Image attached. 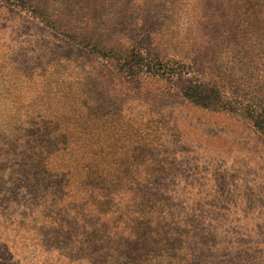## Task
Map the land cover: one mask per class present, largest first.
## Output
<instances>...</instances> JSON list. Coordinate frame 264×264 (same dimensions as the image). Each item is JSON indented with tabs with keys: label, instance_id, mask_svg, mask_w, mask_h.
Here are the masks:
<instances>
[{
	"label": "rangeland",
	"instance_id": "1",
	"mask_svg": "<svg viewBox=\"0 0 264 264\" xmlns=\"http://www.w3.org/2000/svg\"><path fill=\"white\" fill-rule=\"evenodd\" d=\"M128 46L141 54L132 72ZM148 56L194 64L225 100L188 101ZM78 81L93 95L91 135L107 118L133 128L115 167L117 246L54 201L85 188L82 150L45 130ZM258 92L264 0H0V264H264V119L238 102Z\"/></svg>",
	"mask_w": 264,
	"mask_h": 264
},
{
	"label": "trees",
	"instance_id": "2",
	"mask_svg": "<svg viewBox=\"0 0 264 264\" xmlns=\"http://www.w3.org/2000/svg\"><path fill=\"white\" fill-rule=\"evenodd\" d=\"M124 51L126 53L124 54L123 52L125 58L123 63L127 71L132 72V59L135 57L140 58V50L139 48H135L134 50L133 47L128 46ZM148 59L146 62L147 67L154 69V76L159 75L166 77V79H180L182 81L181 92L188 101L203 104L213 100H225V95L221 90L212 89V82L195 79L193 73L197 72V70L194 69V64L182 62L169 64L168 62L162 63L151 57ZM27 81L30 83V80ZM46 84L44 77H42L38 91L33 96H28L27 98H38L42 94V87ZM73 88L75 90V96L72 98L75 102L70 101V103H67L65 101V98L69 95V90H65V93H62L63 91L58 92L57 103L60 104L61 100H64L65 104L62 103L58 109L52 111L50 115L53 120L47 122L48 124H46L45 130H48L47 132L49 134L53 133L56 136H63L64 142L68 143L67 147L71 148L73 146L74 151L82 150L83 154L80 156V160H74L73 170L75 173L77 172L76 179L82 178L81 180L84 182L79 181L78 183L82 186L85 185V188L75 190L73 187L74 189L64 192L65 195L62 198L58 197L57 191L54 201L60 202L62 206H66V210L69 211L67 215L73 218L77 227L76 230L82 232L86 230L84 233L91 230V232L102 234L106 238L115 237L118 233L115 229L119 227L122 214L118 213L117 215H113V194L115 193V188L118 189L125 184L120 171L117 172L115 170L116 164L119 162L117 153L122 147L119 144L120 140H125L126 135L131 133L133 128L130 125L127 126L124 120L122 123H112L107 118L100 127L95 128V133L91 135L93 129L87 121V117L91 115L93 109V95L89 94L91 90H89L88 84L78 81L74 84ZM24 93V91H17V93L13 92L9 95L10 103L14 106V109L16 108L15 100L20 97H26ZM26 101L17 102L16 105H23ZM238 102L243 103V106L247 108L249 118L260 119L261 117V120L264 119V92L254 93L245 102ZM8 113L5 115H8ZM121 118L123 119L122 116H120ZM85 134L88 137H82ZM127 139L129 140L128 137ZM156 144L157 142L152 139L145 140L143 149H146V154ZM57 150L60 151V149ZM145 161L143 163H146ZM129 176L130 178L132 177V172L129 173ZM110 186L112 187L110 188ZM94 188H97V191ZM129 188H131V185H128ZM72 205L74 206L72 207ZM73 208L74 211L71 212ZM79 221H84V224H78ZM69 222L73 223V221ZM117 237L114 239L116 246L123 240L121 238L119 242H116Z\"/></svg>",
	"mask_w": 264,
	"mask_h": 264
}]
</instances>
